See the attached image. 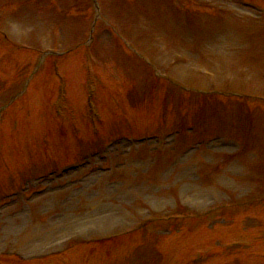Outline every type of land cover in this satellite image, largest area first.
<instances>
[{
  "label": "rangeland",
  "instance_id": "1",
  "mask_svg": "<svg viewBox=\"0 0 264 264\" xmlns=\"http://www.w3.org/2000/svg\"><path fill=\"white\" fill-rule=\"evenodd\" d=\"M98 6L0 0V264H264V0ZM89 83L118 103L109 150L78 132L105 128Z\"/></svg>",
  "mask_w": 264,
  "mask_h": 264
}]
</instances>
